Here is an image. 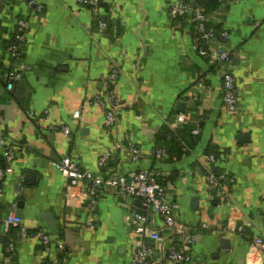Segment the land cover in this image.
Here are the masks:
<instances>
[{"label": "crops", "instance_id": "crops-1", "mask_svg": "<svg viewBox=\"0 0 264 264\" xmlns=\"http://www.w3.org/2000/svg\"><path fill=\"white\" fill-rule=\"evenodd\" d=\"M35 1L44 6L43 13L17 0H0V138L7 134L20 141L3 208L17 213L23 204L28 228L43 229L54 243L63 244L58 254L62 264H133V231L118 198L107 191L89 213L78 198L66 200L67 179L52 165L74 156L86 170L98 171V160L112 147L114 136L92 96L118 61L123 75L115 90L128 104L121 130L142 148L143 156L131 163L127 151L117 153L112 165L119 159L126 172L150 169L165 178L178 221L196 236L193 256L201 264H264V250L252 248L256 238L264 240V0L234 5L226 23L235 54L239 111L225 121L220 120L223 86L216 69L194 52L188 27L182 41L173 34L169 9L175 0H102L97 14L77 0ZM15 12L30 21L32 34L23 59L14 64L24 66V78L9 91L2 59L16 32ZM99 21L106 23L105 31ZM143 44L137 77L133 68ZM198 78L209 91L193 103L188 96ZM179 114L187 115L189 126H200L193 141L174 138L183 126L167 127L166 121L175 124ZM57 125L69 127L70 135L53 130ZM247 134L242 142L240 137ZM179 146L187 151L180 158L174 154ZM210 146L230 151L216 164L230 191L225 202L209 192L204 156ZM158 149H167L171 159L156 158ZM0 164L5 165L1 145ZM186 171L194 175L184 183ZM25 175L34 179L24 182L20 176ZM231 223L252 228L239 236L225 235ZM8 231H2L0 244L3 236L12 238L16 251L8 258L1 249L0 264H42L46 256L35 240L24 241L16 230L13 235ZM223 240H228L226 247Z\"/></svg>", "mask_w": 264, "mask_h": 264}, {"label": "built area", "instance_id": "built-area-1", "mask_svg": "<svg viewBox=\"0 0 264 264\" xmlns=\"http://www.w3.org/2000/svg\"><path fill=\"white\" fill-rule=\"evenodd\" d=\"M201 0H175L169 9L172 22L173 34L181 41L184 39L185 29L188 27L192 36V48L200 58L205 59L216 69L217 77L223 86V100L220 120L225 121L227 116L239 111V87L234 74L232 62L234 52L230 44L231 34L226 27L232 7L244 0H217L219 7L213 11H207L200 3ZM24 4L32 12L43 13L45 8L37 4L35 0H17ZM80 7L91 8L95 14L100 10L102 0H77ZM16 32L7 43L4 58L2 59L5 68L3 80L6 89L12 91L16 83L24 78V66L17 64L24 56L27 46L30 44L32 26L30 21L21 17L17 12ZM102 31L106 30V23L99 21ZM142 55L137 59L133 68L136 76L142 69V60L145 56V45H142ZM185 53V52H184ZM108 76L102 80L99 90L92 96V99L99 104L105 113V125L114 136L112 147L105 152L98 160V171L92 172L83 168L74 156H66L59 161H54L53 166L60 174L67 179L66 200L71 202L78 198L82 203L87 204L89 213L97 210L101 197L107 192H112L120 201L121 206L126 209L125 221L132 228L134 239L131 244L133 264H201L193 256V249L196 236L184 223L178 221V207L171 199L166 185L160 182L162 176L150 169L139 170L129 173L124 170V163L119 159L115 167L112 162L116 159L117 153L126 152L130 154L131 163L142 159V148L124 138L121 130V117L128 107L116 94V87L123 75V68L118 61L110 65ZM208 90L209 86L203 79H196L193 90L190 91L188 100L197 103L200 95ZM48 113V111L46 112ZM81 112H76L74 118L78 119ZM190 121L186 114H179L176 123L166 121L167 127L175 130L176 126H188ZM55 131L69 136L71 130L66 126H53ZM194 136L201 134L200 126L192 132ZM122 137L125 139L123 143ZM20 141L2 135L0 145L3 150L5 165L0 168V210L3 208L2 199L8 177L16 172V162L19 156L18 143ZM156 158L170 160L171 154L167 149H158ZM204 171L211 197L227 201L229 192L224 185L225 173H216L214 168L217 158L213 154H205ZM194 173L186 171L181 175L182 182L186 183ZM24 181L25 176H20ZM234 182V181H233ZM140 200L146 208L135 205ZM235 222V221H234ZM5 226L16 229L24 241L35 240L44 250L46 260L42 264H62L58 260V254L64 248L62 243H54L49 234L43 229L37 228L36 233L31 234V228L25 224L22 217H19L14 210H8L5 217L0 211V236L1 228ZM88 225L95 228V223L88 222ZM209 227V225H208ZM203 225V229H208ZM251 224L237 225L231 223L224 229L225 235H242ZM210 228V227H209ZM252 248L264 250V240L256 238ZM4 251L6 257L10 258L16 251L15 241L8 245L0 244V250Z\"/></svg>", "mask_w": 264, "mask_h": 264}, {"label": "trees", "instance_id": "trees-1", "mask_svg": "<svg viewBox=\"0 0 264 264\" xmlns=\"http://www.w3.org/2000/svg\"><path fill=\"white\" fill-rule=\"evenodd\" d=\"M200 3L206 8L207 11H210V12L213 11V10H216V9L219 7V3H218L217 0H201ZM22 59H23V57H22L20 60H22ZM194 129H195V127H193V126H189V125H188V126H185V127H183L182 132H180V134H179L178 136H175V135H174V138H175V139H182V141H184L185 143L188 142L189 140L193 141L194 138H197V137H195V136L192 134V132H193ZM4 136H6V138L8 137L7 134H5ZM17 148H20V147H17ZM184 149H185V148H184L183 146H182V147L179 146V147L177 148V150L174 152V154H176L177 157L180 158V157H182L183 155H185L186 152H187V151H185ZM225 153H226V154H229L230 151H229V150H225V151L222 152L221 150H219V149L216 148L215 146H213V147L210 146V149L206 152V154H208V155H210V154L215 155L216 158H217V162H218L220 159H223ZM0 168H3V167H2V164H0ZM214 171H215L216 173H219V169H218V167H215V168H214ZM164 179H165V178L162 177V178L160 179V182L163 183V184L165 185ZM216 199H217V198H216ZM217 200H218V199H217ZM0 211H1V215H2V217H5V215L7 214V210H5L4 208H2ZM6 228H9V231H11L10 233H11L12 235L14 234V232H15V230H16V229L11 228V227H8V226L6 227L5 225H4V227L1 228V230H2V231H5ZM9 231H8V232H9ZM10 233H9V234H10ZM30 233H31V234H34V233H36V231L31 230ZM11 241H12V238H10V239L8 238V240L5 242L4 245H8ZM39 250L44 254V250H43L42 246L39 247ZM61 258H62V257H61ZM62 259H63V258H62ZM45 260H46V258H45Z\"/></svg>", "mask_w": 264, "mask_h": 264}, {"label": "water", "instance_id": "water-1", "mask_svg": "<svg viewBox=\"0 0 264 264\" xmlns=\"http://www.w3.org/2000/svg\"><path fill=\"white\" fill-rule=\"evenodd\" d=\"M248 137H249V135L247 134V135H242L241 137H240V140L242 141V142H245L247 139H248ZM34 179V176H31V175H25V178H24V182L26 181V182H29L30 180H33ZM194 204H196V200H193V206H194ZM22 205L23 204H19V206H20V208H19V210H18V212H17V215L19 216V217H22ZM135 205L137 206V207H140V208H146V206L145 205H143L142 204V202L140 201V200H137V201H135ZM194 209H196V207H194ZM52 223V222H51ZM224 242H222V247H226L227 246V244H228V240H223ZM5 242H6V237L5 236H3L2 237V239H1V243L2 244H5Z\"/></svg>", "mask_w": 264, "mask_h": 264}]
</instances>
